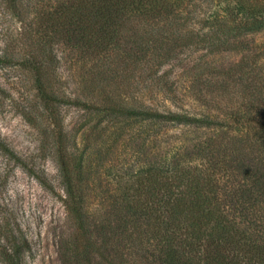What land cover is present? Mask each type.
<instances>
[{
  "label": "trees",
  "instance_id": "obj_1",
  "mask_svg": "<svg viewBox=\"0 0 264 264\" xmlns=\"http://www.w3.org/2000/svg\"><path fill=\"white\" fill-rule=\"evenodd\" d=\"M32 6L2 53L34 75L49 111L69 59L85 89L70 97L95 117L74 133L58 115L44 144L73 225L62 262L264 264V0ZM135 72L155 96L127 92ZM27 244L9 223L0 264H19Z\"/></svg>",
  "mask_w": 264,
  "mask_h": 264
},
{
  "label": "rangeland",
  "instance_id": "obj_2",
  "mask_svg": "<svg viewBox=\"0 0 264 264\" xmlns=\"http://www.w3.org/2000/svg\"><path fill=\"white\" fill-rule=\"evenodd\" d=\"M19 2L22 7L13 10L9 0H0V259L6 258L9 223H15L28 239L19 264H64L59 241L70 235L73 225L63 202L53 149L44 144H52L50 135L58 115L74 133L77 128L82 132L95 117L70 97L85 94V89L71 72L69 59L64 57L62 80L57 81L66 94L57 100L58 111H49L51 100L47 106L34 75L18 59L5 58L1 50L18 25L16 18L36 13L32 4L37 0ZM182 68L179 62L176 69ZM132 75L127 92L147 98L156 95L149 79L138 72ZM9 146L24 162L9 160Z\"/></svg>",
  "mask_w": 264,
  "mask_h": 264
}]
</instances>
